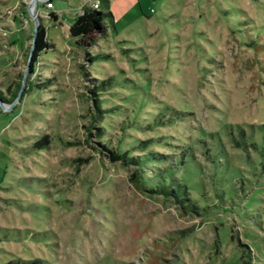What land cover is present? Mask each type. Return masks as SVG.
<instances>
[{
    "label": "rangeland",
    "instance_id": "1",
    "mask_svg": "<svg viewBox=\"0 0 264 264\" xmlns=\"http://www.w3.org/2000/svg\"><path fill=\"white\" fill-rule=\"evenodd\" d=\"M31 1L0 0V264H264V0H109L83 39L37 0L29 69Z\"/></svg>",
    "mask_w": 264,
    "mask_h": 264
},
{
    "label": "trees",
    "instance_id": "2",
    "mask_svg": "<svg viewBox=\"0 0 264 264\" xmlns=\"http://www.w3.org/2000/svg\"><path fill=\"white\" fill-rule=\"evenodd\" d=\"M100 7L97 9L90 8L88 5H84L81 9L80 13L75 14V17L72 22H70L68 26V30L72 37H79V39L83 38H89L92 35H99L104 36L107 32L106 27V19L111 18L112 15L111 12L108 10L109 7V0H99ZM50 16L53 19H58L57 12L50 11ZM46 29L43 27L40 23L38 24L37 33L35 34V40H34V47L31 50L30 54V62L28 63V68L31 69L33 67V62L37 60V56L43 50L47 47L48 42L45 38ZM20 84L17 85V89L12 93L11 96L14 98L16 96L17 91L19 90ZM0 100L2 101H10L12 100L11 97L6 99L0 94ZM97 106V105H96ZM97 111L99 112L98 106L96 107ZM95 117V114H93ZM111 157L122 159L124 163H137V157L130 156L127 157L126 152L118 153L117 151H111L109 150ZM139 163V162H138ZM140 164V163H139ZM133 184L137 187L140 191H150L152 193L157 194H163L168 196H172L178 203L181 205L186 200L184 196L183 189L181 191V197L177 198L178 195L177 189L173 187V184L171 183H162L154 185V188H146L145 184L141 182V176H139L137 173H134L132 175ZM180 186V185H179ZM183 188V186H181ZM180 189V188H179ZM184 209V208H183ZM186 210V209H184Z\"/></svg>",
    "mask_w": 264,
    "mask_h": 264
},
{
    "label": "water",
    "instance_id": "3",
    "mask_svg": "<svg viewBox=\"0 0 264 264\" xmlns=\"http://www.w3.org/2000/svg\"><path fill=\"white\" fill-rule=\"evenodd\" d=\"M37 4V0H32L31 1V8H30V13L31 15L34 17L33 19V23H34V32L32 34V43H31V48H29V57H30V54H31V50L32 48L34 47V40H35V34L37 33V29H38V20H39V17L38 15L36 14L35 12V5ZM0 107L2 109H5L3 103H0Z\"/></svg>",
    "mask_w": 264,
    "mask_h": 264
},
{
    "label": "built area",
    "instance_id": "4",
    "mask_svg": "<svg viewBox=\"0 0 264 264\" xmlns=\"http://www.w3.org/2000/svg\"><path fill=\"white\" fill-rule=\"evenodd\" d=\"M46 5L49 7V6H53V3H52V0H46ZM88 5L90 6V8H94V9H97L98 7H100V4H99V0H91L90 4H87L86 0L83 1V3L81 4V6L77 7V11H76V14L77 13H80L81 12V9L84 5Z\"/></svg>",
    "mask_w": 264,
    "mask_h": 264
},
{
    "label": "crops",
    "instance_id": "5",
    "mask_svg": "<svg viewBox=\"0 0 264 264\" xmlns=\"http://www.w3.org/2000/svg\"><path fill=\"white\" fill-rule=\"evenodd\" d=\"M52 3H53V1H52ZM53 5H54V3H53ZM80 5H81V4H79V6H80ZM79 6H78V7H79Z\"/></svg>",
    "mask_w": 264,
    "mask_h": 264
}]
</instances>
